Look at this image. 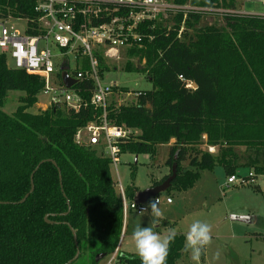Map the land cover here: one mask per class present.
Listing matches in <instances>:
<instances>
[{
    "label": "trees",
    "instance_id": "trees-1",
    "mask_svg": "<svg viewBox=\"0 0 264 264\" xmlns=\"http://www.w3.org/2000/svg\"><path fill=\"white\" fill-rule=\"evenodd\" d=\"M169 1L236 10L235 0ZM33 6L0 0V19L10 9L36 25ZM203 16H176L167 33L158 24L154 42L136 52L146 66L125 67L146 75L152 90L132 105L109 108L112 124L136 132L122 144V154L154 158L157 147L173 142L170 173L152 185L163 184L177 166L168 192H186L202 172L218 167L228 178L243 167L264 175V16L235 15L222 18L224 26H200ZM7 60L0 55V264H77L85 258L97 264L98 255L109 257L118 248L125 218L110 160L75 143L77 132L102 115L90 104L93 87L75 86L88 102L78 113L53 104L33 114L44 82L10 68ZM193 83L197 89L189 87ZM10 92L25 94L13 115L2 109ZM138 192L135 186L125 191L129 200ZM184 249L185 236L175 235L166 264H177ZM117 264L142 261L120 253Z\"/></svg>",
    "mask_w": 264,
    "mask_h": 264
},
{
    "label": "built area",
    "instance_id": "built-area-1",
    "mask_svg": "<svg viewBox=\"0 0 264 264\" xmlns=\"http://www.w3.org/2000/svg\"><path fill=\"white\" fill-rule=\"evenodd\" d=\"M15 1L32 2L38 18L36 25H32L35 21L31 23L29 19L14 16L8 9L7 17L0 19V55L12 59L15 64L13 69L40 77L44 82L41 94L49 99L50 105L60 104L71 111L80 112L87 108L88 102L83 97L85 91L75 89V86L79 83L91 84L90 104L102 115L98 121L77 132L75 143L97 150L99 156L110 160L115 169L121 164L122 144L135 137L136 132L109 121L110 102L114 89L118 88L116 83L109 82L110 73L126 71L128 62L144 68L146 59L140 60L136 52L146 51L154 42L158 24L163 25L166 33L169 32V21L176 16L187 18L191 14H204L224 18L248 15L230 9H202L190 3L176 5L169 0ZM258 1L264 4V0ZM20 24L25 25L23 30L17 29ZM123 62V67H115V64ZM62 68L75 81L70 89L63 82ZM189 87L193 88L192 84ZM142 94L135 93V98ZM208 150L215 153L213 147ZM255 177V171L250 170L246 178H228L227 185H245L246 180ZM118 189L124 218L130 212L138 215L147 212L141 211L146 203L129 200L121 185ZM156 200L160 205L161 201ZM166 203L172 204V200L167 199ZM120 244L106 258L105 264H117Z\"/></svg>",
    "mask_w": 264,
    "mask_h": 264
},
{
    "label": "rangeland",
    "instance_id": "rangeland-1",
    "mask_svg": "<svg viewBox=\"0 0 264 264\" xmlns=\"http://www.w3.org/2000/svg\"><path fill=\"white\" fill-rule=\"evenodd\" d=\"M236 11L252 16H264V4L258 0H235ZM224 26L225 22L218 15H205L200 26ZM24 24L17 25L23 30ZM8 66L14 68L12 59L8 58ZM125 63L115 64L123 67ZM109 82L116 83L118 88L113 91L116 107L132 105L136 102L135 93L152 90V84L140 72L112 71ZM126 89L128 93L123 92ZM25 94L10 92L6 96L2 109L13 115L21 105ZM49 99L40 95L37 105L30 110L33 114L46 111L50 107ZM170 145L157 147L156 156L122 154L118 169L111 166V174L119 192L135 186L141 192L152 187L170 173L166 166L169 158ZM135 170L136 177L132 178ZM250 168H241L236 177H248ZM228 177L221 167L214 171L201 173L200 179L193 188L186 192L166 191L155 198L161 201L159 205L163 216L152 217L150 211L141 215L130 212L124 219V232L120 244L121 254L137 255L132 239L134 230L139 227H151L154 232L165 236L171 230L176 235L186 238L189 226L194 220H200L211 225L212 241L201 254L199 264H264V175L248 179L245 185H227ZM259 189V191L257 190ZM171 199L172 204L166 200ZM232 217L252 218L250 224L233 221ZM138 256V255H137ZM106 259L99 264H105ZM77 264H83L79 261ZM177 264H196L191 259L190 251H185Z\"/></svg>",
    "mask_w": 264,
    "mask_h": 264
},
{
    "label": "clouds",
    "instance_id": "clouds-1",
    "mask_svg": "<svg viewBox=\"0 0 264 264\" xmlns=\"http://www.w3.org/2000/svg\"><path fill=\"white\" fill-rule=\"evenodd\" d=\"M141 211H150L152 217L155 219L163 216V212L159 207V201L156 199L150 200ZM211 233V225L200 220H194L189 226L184 250L186 252L190 251L191 259L196 264H199L203 249L210 245L212 241ZM175 235V230H171L169 234L161 236L154 232L151 227L138 226L132 234V239L135 244L136 253L140 257L142 264H166L170 244L174 241Z\"/></svg>",
    "mask_w": 264,
    "mask_h": 264
},
{
    "label": "water",
    "instance_id": "water-1",
    "mask_svg": "<svg viewBox=\"0 0 264 264\" xmlns=\"http://www.w3.org/2000/svg\"><path fill=\"white\" fill-rule=\"evenodd\" d=\"M62 71H63V74H62L63 82H64L65 86L68 89L72 88L75 85V81H73L69 78L65 68H62ZM192 87L194 89H197V84L193 83ZM176 178H177V166H174L172 169V175L163 184H161L157 187H151L150 189L143 191V192H141V191L138 192L133 199L134 202L138 203V204H145L150 198H155V197L159 196L161 193L168 191L171 188L172 183ZM32 180H33V178H32ZM32 185H33V181H32ZM33 189H34V187H32L31 192L33 191ZM231 220L239 221V222H243V223H247V224H250L251 221H253V219L249 218V217H232ZM72 232L74 235L76 246L78 248L77 237H76L75 231L73 229H72ZM79 256H80V251L78 249L77 255L73 261L75 262L76 260H78ZM106 258H107V255H105V254L98 255L96 257V263L99 264L100 262H102Z\"/></svg>",
    "mask_w": 264,
    "mask_h": 264
},
{
    "label": "crops",
    "instance_id": "crops-1",
    "mask_svg": "<svg viewBox=\"0 0 264 264\" xmlns=\"http://www.w3.org/2000/svg\"><path fill=\"white\" fill-rule=\"evenodd\" d=\"M111 104L112 103H115V101L113 100V97H112V99H111V102H110ZM173 144V142L171 143V144H169L170 146ZM83 261V264H90V262L85 258V259H83L82 260Z\"/></svg>",
    "mask_w": 264,
    "mask_h": 264
}]
</instances>
